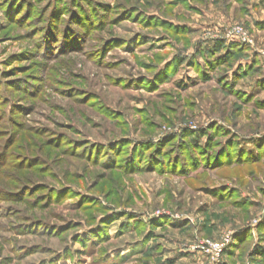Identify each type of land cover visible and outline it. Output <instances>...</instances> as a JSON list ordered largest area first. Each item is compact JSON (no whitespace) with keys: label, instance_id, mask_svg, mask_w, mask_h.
Segmentation results:
<instances>
[{"label":"rangeland","instance_id":"obj_1","mask_svg":"<svg viewBox=\"0 0 264 264\" xmlns=\"http://www.w3.org/2000/svg\"><path fill=\"white\" fill-rule=\"evenodd\" d=\"M0 264H264V0H0Z\"/></svg>","mask_w":264,"mask_h":264},{"label":"built area","instance_id":"obj_2","mask_svg":"<svg viewBox=\"0 0 264 264\" xmlns=\"http://www.w3.org/2000/svg\"><path fill=\"white\" fill-rule=\"evenodd\" d=\"M218 251H221L222 246H217Z\"/></svg>","mask_w":264,"mask_h":264},{"label":"trees","instance_id":"obj_3","mask_svg":"<svg viewBox=\"0 0 264 264\" xmlns=\"http://www.w3.org/2000/svg\"><path fill=\"white\" fill-rule=\"evenodd\" d=\"M206 135L205 133H203V136Z\"/></svg>","mask_w":264,"mask_h":264}]
</instances>
